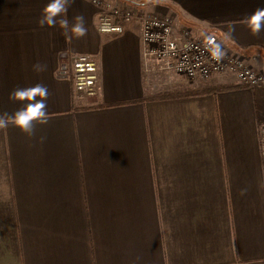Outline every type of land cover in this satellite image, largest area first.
I'll return each mask as SVG.
<instances>
[{
    "label": "crops",
    "instance_id": "0c3cea01",
    "mask_svg": "<svg viewBox=\"0 0 264 264\" xmlns=\"http://www.w3.org/2000/svg\"><path fill=\"white\" fill-rule=\"evenodd\" d=\"M104 1L167 15L264 70V31L246 22L264 0ZM47 3L0 0V117L21 107L8 99L13 89L50 92L49 122L34 138L0 130V264H264V86L150 98L239 83L232 73L189 81L160 69L141 54L138 20L101 33L89 0L64 15L83 14L87 36L39 28ZM74 53L96 58L94 96L61 74ZM38 61L46 72L32 71Z\"/></svg>",
    "mask_w": 264,
    "mask_h": 264
},
{
    "label": "built area",
    "instance_id": "2783aa9c",
    "mask_svg": "<svg viewBox=\"0 0 264 264\" xmlns=\"http://www.w3.org/2000/svg\"><path fill=\"white\" fill-rule=\"evenodd\" d=\"M94 5L100 9L96 28L101 33H121L124 24L138 20L142 56L153 60L164 71L181 75L189 81L208 80L215 75L232 73L239 84L264 86V70H254L241 57L226 52L225 57L217 61L209 50L208 39L192 37L185 27L176 28L167 15L120 10L104 0H96ZM66 69L61 74L69 77L76 92L86 97L95 95L98 64L93 55L71 54ZM257 132L264 166V123L258 125Z\"/></svg>",
    "mask_w": 264,
    "mask_h": 264
},
{
    "label": "clouds",
    "instance_id": "9594fccd",
    "mask_svg": "<svg viewBox=\"0 0 264 264\" xmlns=\"http://www.w3.org/2000/svg\"><path fill=\"white\" fill-rule=\"evenodd\" d=\"M93 4L96 0H91ZM73 3V0H49V3L42 9L41 16L37 20L39 28L57 27L63 30L62 34L67 36L69 32L79 39L88 35L85 17L83 14H76L72 21L64 18L68 8ZM59 18V19H58ZM247 26L250 28L253 35H259L264 31V7L256 8L250 15L246 17ZM209 50L212 56L220 61L225 57V52L221 44L216 43L213 38L208 37ZM47 64L36 62L32 65V71L37 74L47 71ZM50 96L47 85L36 83L32 86L17 87L13 89L8 99L13 103H20L19 107L10 117H0V130L7 129L9 125L18 128L27 137L34 138L36 135L37 125H47L49 122L48 116V98ZM45 137H40L39 142L43 143ZM245 190L241 191L243 195Z\"/></svg>",
    "mask_w": 264,
    "mask_h": 264
},
{
    "label": "trees",
    "instance_id": "16d2710c",
    "mask_svg": "<svg viewBox=\"0 0 264 264\" xmlns=\"http://www.w3.org/2000/svg\"><path fill=\"white\" fill-rule=\"evenodd\" d=\"M240 84H235V83H217L214 85H209L206 87H194V88H186L180 91H167V92H160L157 94H154L153 96H151L150 98H155V97H166V96H172V95H176L178 93H185V94H198V93H217L220 91H227V90H231L234 89L236 87H239ZM241 86H245V85H241ZM114 105V104H112Z\"/></svg>",
    "mask_w": 264,
    "mask_h": 264
},
{
    "label": "rangeland",
    "instance_id": "374dc122",
    "mask_svg": "<svg viewBox=\"0 0 264 264\" xmlns=\"http://www.w3.org/2000/svg\"><path fill=\"white\" fill-rule=\"evenodd\" d=\"M142 13H145V14H156V13H151V12H142ZM236 82H237V80H236Z\"/></svg>",
    "mask_w": 264,
    "mask_h": 264
}]
</instances>
